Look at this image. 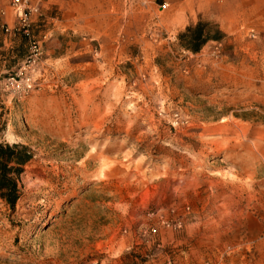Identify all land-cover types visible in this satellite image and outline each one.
Listing matches in <instances>:
<instances>
[{"label":"rangeland","instance_id":"1","mask_svg":"<svg viewBox=\"0 0 264 264\" xmlns=\"http://www.w3.org/2000/svg\"><path fill=\"white\" fill-rule=\"evenodd\" d=\"M203 2L34 0L25 34L0 0V143L32 156L0 264H264V7Z\"/></svg>","mask_w":264,"mask_h":264},{"label":"trees","instance_id":"2","mask_svg":"<svg viewBox=\"0 0 264 264\" xmlns=\"http://www.w3.org/2000/svg\"><path fill=\"white\" fill-rule=\"evenodd\" d=\"M210 23L198 22L188 26L179 36L186 40L185 48L197 53L202 46L214 37L209 32ZM220 34L219 31L216 32ZM32 156L25 146L0 143V198L11 208H14L19 199L18 179L23 172V167L31 160Z\"/></svg>","mask_w":264,"mask_h":264},{"label":"crops","instance_id":"3","mask_svg":"<svg viewBox=\"0 0 264 264\" xmlns=\"http://www.w3.org/2000/svg\"><path fill=\"white\" fill-rule=\"evenodd\" d=\"M140 2H142L144 5H146L149 9L153 10L155 9V7L160 8L161 6H194L195 3H197V0H139ZM260 1V6L263 5L264 7V0H259ZM222 3V4H228V0H204V5L207 7H214L215 5H217L218 3ZM208 9V8H207ZM222 10V8H221ZM235 10V9H233ZM263 15H264V9H263ZM220 13V14H219ZM219 13H206V20L213 22L214 24H217L219 27V30L221 32L225 31L226 26L228 25V18H226L222 12ZM198 11L194 10V13L192 15L191 13V9H189V11L185 10L184 11V16H182V20H183V25L180 27L179 30H183L184 28L190 26V25H195L197 22V15H198Z\"/></svg>","mask_w":264,"mask_h":264},{"label":"built area","instance_id":"4","mask_svg":"<svg viewBox=\"0 0 264 264\" xmlns=\"http://www.w3.org/2000/svg\"><path fill=\"white\" fill-rule=\"evenodd\" d=\"M8 4L16 20V26L20 27L22 30H24V33L27 34L31 17L37 15L39 12L38 5L34 4V0H8ZM30 54L33 58V61H35L39 54L38 44H32V47L30 48ZM25 87L26 91L31 89V84L28 80L25 83Z\"/></svg>","mask_w":264,"mask_h":264}]
</instances>
